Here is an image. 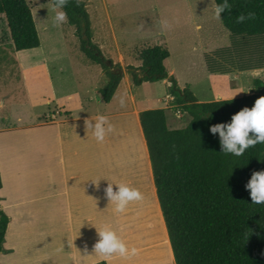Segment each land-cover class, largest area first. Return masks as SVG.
<instances>
[{
	"label": "crops",
	"instance_id": "1",
	"mask_svg": "<svg viewBox=\"0 0 264 264\" xmlns=\"http://www.w3.org/2000/svg\"><path fill=\"white\" fill-rule=\"evenodd\" d=\"M110 27L115 41L114 28ZM6 32L9 37L7 27ZM40 63L46 66L48 59L44 57ZM20 66L24 72L25 65L20 62ZM93 67L97 74L93 95L98 99L87 98L88 90L82 93L80 88L65 90L64 86L59 90L64 96L59 97L52 79L47 93L37 82L34 89L43 101L31 105L34 118L29 119L24 112L25 107H30V99L7 105L0 97V209L9 219L0 264L101 262L92 256V249L98 239L97 229L106 223L129 248L139 250L137 256L127 260L117 257L111 264H176L139 121L141 111L162 108L166 110L168 128L177 129L173 110L144 92L150 82L135 86L127 72L121 76L110 101H102L101 70L97 64ZM260 71H251L253 77L259 78ZM168 74L172 76L173 71ZM161 83L167 86L161 100L172 99L167 80ZM195 98L198 102L233 99L218 92L209 100ZM87 101L94 102L97 110H85L83 104ZM51 104L53 115L36 108ZM167 104L170 108L176 106L172 101ZM98 115L108 117L115 127L102 144L91 134L87 136L84 127L86 119L94 124ZM98 180L99 186L94 183ZM109 182H124L141 191L145 199L130 204L125 214L116 215L105 198L104 188Z\"/></svg>",
	"mask_w": 264,
	"mask_h": 264
},
{
	"label": "trees",
	"instance_id": "2",
	"mask_svg": "<svg viewBox=\"0 0 264 264\" xmlns=\"http://www.w3.org/2000/svg\"><path fill=\"white\" fill-rule=\"evenodd\" d=\"M214 5L222 0H213ZM231 10L220 20L229 32V46L204 54L210 74H234L264 69V0H229ZM67 24L74 27L81 52L106 71L99 89L109 102L121 74L104 62L91 42L86 4L74 0L64 9ZM255 13V20L236 23V17ZM9 39L16 51L39 47V37L26 0H0ZM165 46H145L136 52L139 67L128 66L133 85L167 80L177 107L190 117L181 129H169L166 110L139 113L149 153L157 198L165 221L176 264H264V205H252L245 190L254 171H264V144L249 148L240 157L221 153L218 134L209 128L230 122L244 107L264 97V80L253 79L249 95L211 102H198L188 87L180 88L164 66L169 57ZM1 187V180H0ZM9 219L0 209V253ZM94 264H105L97 262Z\"/></svg>",
	"mask_w": 264,
	"mask_h": 264
},
{
	"label": "rangeland",
	"instance_id": "3",
	"mask_svg": "<svg viewBox=\"0 0 264 264\" xmlns=\"http://www.w3.org/2000/svg\"><path fill=\"white\" fill-rule=\"evenodd\" d=\"M26 1L31 9L40 45L35 49L16 51L6 32L4 16L0 18V97L7 105L30 99V107H25L24 112L29 119L34 118L31 115L32 106L39 100L43 101V97L38 96L34 89L37 82L41 83V88L47 93L52 79L59 97L64 96L59 91L64 86L65 90L80 88L82 93L88 90L87 98L92 99L94 96L98 99L93 95L96 70L81 52L74 27L67 23L59 27L53 26L55 12L52 11L49 0ZM82 1L86 4L90 22L91 42L99 48L104 61H111L110 69L113 72L121 68L120 74L123 75L128 73V66L139 67L141 62L137 60L136 52L145 46L156 44L165 46L169 51V58L164 63L167 73L173 71L171 75L179 86L188 87L199 100H209L217 92L224 97L238 98L248 95L247 92L251 90L255 79L251 71L234 73L225 78L209 74L206 70L204 54L227 47L230 41L229 32L214 17L213 0ZM162 22H166L167 27H163ZM110 25L114 28L115 41ZM117 50L120 51L119 55ZM44 57L48 59L46 66L40 63ZM20 62L25 65L24 72ZM98 67L105 83L106 71L99 65ZM258 77L264 80V69H261ZM169 86L168 83V88ZM144 87V92L152 98H159V104L165 102L166 108L173 110L175 128L186 126L189 115L181 107L176 105L170 108L167 104L168 101L175 103L173 98L161 100L167 92V86L157 81ZM83 107L88 112L98 108L92 101H87ZM36 108L43 110L46 115L55 113L53 104L50 107ZM171 115L169 112L168 116Z\"/></svg>",
	"mask_w": 264,
	"mask_h": 264
},
{
	"label": "clouds",
	"instance_id": "4",
	"mask_svg": "<svg viewBox=\"0 0 264 264\" xmlns=\"http://www.w3.org/2000/svg\"><path fill=\"white\" fill-rule=\"evenodd\" d=\"M72 0H49L53 17V26L59 27L68 21V14L64 11ZM76 6H79L81 0H74ZM232 5L229 0H222L214 7V17L217 20L222 19V15L231 10ZM254 12L240 14L236 17V23L242 24L249 20H255ZM163 27H167L166 22H162ZM199 30V26H197ZM123 106V101L121 102ZM85 132L87 136L91 134L97 143H103L106 137L115 131L114 125L109 118L104 115H98L95 123L92 120L84 121ZM210 133L213 136L218 134L221 153L225 156H242L246 150L255 147L257 144H264V97L258 98L251 108L244 107L238 113L231 117L230 122L218 123L210 126ZM99 181L94 182L99 186ZM115 185V190H114ZM245 190L250 193L252 205H264V171H254ZM105 198L112 206L113 213L123 215L127 212L132 203L142 202L145 197L141 191L130 187L124 182H109L104 188ZM97 229V228H96ZM97 242L93 245V255L105 264H111L114 258L131 259L139 254L136 247L129 248L126 243L118 236L117 232L110 224H104L97 229ZM87 253V246H85Z\"/></svg>",
	"mask_w": 264,
	"mask_h": 264
},
{
	"label": "water",
	"instance_id": "5",
	"mask_svg": "<svg viewBox=\"0 0 264 264\" xmlns=\"http://www.w3.org/2000/svg\"><path fill=\"white\" fill-rule=\"evenodd\" d=\"M104 62H105V64H106L107 66H109L110 68L112 67V63H111V61H104ZM116 71H117L118 73H122L121 68H117Z\"/></svg>",
	"mask_w": 264,
	"mask_h": 264
}]
</instances>
